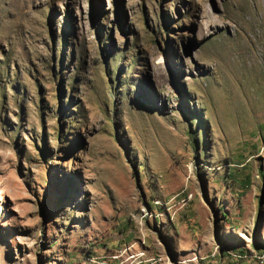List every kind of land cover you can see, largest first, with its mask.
Masks as SVG:
<instances>
[{"label": "rangeland", "instance_id": "1", "mask_svg": "<svg viewBox=\"0 0 264 264\" xmlns=\"http://www.w3.org/2000/svg\"><path fill=\"white\" fill-rule=\"evenodd\" d=\"M224 258L264 264V0H0V264Z\"/></svg>", "mask_w": 264, "mask_h": 264}, {"label": "trees", "instance_id": "2", "mask_svg": "<svg viewBox=\"0 0 264 264\" xmlns=\"http://www.w3.org/2000/svg\"><path fill=\"white\" fill-rule=\"evenodd\" d=\"M150 204H152L153 205V202L151 203H148V206L151 208V206H150ZM253 247H254V249L255 250H259L261 247L257 244V243H253ZM228 249V248H227ZM229 251H234L233 249H228ZM242 253V252H241Z\"/></svg>", "mask_w": 264, "mask_h": 264}, {"label": "crops", "instance_id": "3", "mask_svg": "<svg viewBox=\"0 0 264 264\" xmlns=\"http://www.w3.org/2000/svg\"><path fill=\"white\" fill-rule=\"evenodd\" d=\"M217 256H219V260H221V257L223 256V257H225L223 254H220V252H219V254H217ZM226 259L227 258H224V259H222V261H221V263L220 264H226L227 262H226Z\"/></svg>", "mask_w": 264, "mask_h": 264}]
</instances>
